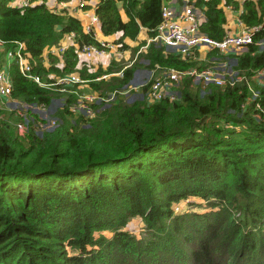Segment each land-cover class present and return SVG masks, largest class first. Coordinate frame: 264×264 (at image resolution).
<instances>
[{
  "label": "trees",
  "instance_id": "1",
  "mask_svg": "<svg viewBox=\"0 0 264 264\" xmlns=\"http://www.w3.org/2000/svg\"><path fill=\"white\" fill-rule=\"evenodd\" d=\"M10 1L0 0L3 43L23 41L31 71L43 79L75 71L86 79L79 90L106 94L128 84L136 68H200L220 55L208 50L199 64L150 41L129 65L77 66L78 47H101L92 30L44 0ZM163 1L97 0L93 10L100 31H120L114 42L127 47L122 38L135 39L141 27L154 33ZM220 1L194 0L203 13L199 29L212 38L224 32ZM263 15L264 0L242 1L240 20L259 27L244 50L229 54L239 80L221 86L186 75L171 100L146 101L145 86L129 96L115 90L91 103L89 117L70 109L73 92L37 85L11 60V97L44 104L56 124L36 133V114L28 111L32 121L18 133L12 120L22 118L0 111V264H264V117L255 108H264V84L252 77L264 65L257 43ZM70 31L76 45H66L61 58L48 53L44 64L42 48ZM186 198L201 208L174 211ZM134 217L142 223L138 235L124 229Z\"/></svg>",
  "mask_w": 264,
  "mask_h": 264
},
{
  "label": "built area",
  "instance_id": "2",
  "mask_svg": "<svg viewBox=\"0 0 264 264\" xmlns=\"http://www.w3.org/2000/svg\"><path fill=\"white\" fill-rule=\"evenodd\" d=\"M60 0H55L54 4L48 6L53 11H58L57 4ZM237 5L232 7L231 4L220 1L219 5L228 9H238V26L228 27L223 26V34L220 38H212L205 33L201 32L199 25L203 20V13L194 4V0H165L160 5V19L154 28V33L148 35L145 42L140 44L135 51L134 57L140 50H144L150 41H154L161 44L165 49H174L181 57L188 59L205 60V54L208 50L215 49L220 55L213 60L211 58V64L203 67L190 66L183 69H177L174 67H159L158 64H154L153 67L146 70L144 75H141V79H136V75L139 73L134 71L131 81L123 85L116 90V92L131 95L141 91L140 88L145 86L142 96L146 101H154L163 97H167L169 100L176 96V89L179 86L182 77L189 75L193 81H200L202 84L208 82L223 86L225 83L232 84L239 80L241 76L237 72V69L232 66L234 59L232 55H236L246 47L248 43L252 42L253 33L259 27V25H246L240 18L239 13L242 11V1L236 0ZM33 0H11L9 3L12 5L25 6L32 4ZM86 4V0H75V7L77 9H83ZM264 20V18H263ZM98 22L97 16L93 13L89 17V20L82 25L84 31L92 30V24ZM224 22V21H223ZM225 23V22H224ZM74 34L72 31L64 34L63 38L68 39V44H74ZM63 40V39H61ZM55 44L45 45L41 50V56L44 64L48 62L47 54L51 53L61 58V52L66 46L61 42ZM101 47L93 44H82L76 49L77 53L81 52L85 57L91 58L104 53V49L110 46L107 42L100 41ZM259 46H264V38L257 41ZM121 44L120 42L116 43ZM114 46V43H113ZM204 50L203 56L199 57V52ZM133 57V59H134ZM132 59V60H133ZM11 60H15L19 72L26 78L34 81L37 85L54 90L64 92L69 91L75 94V100L71 103L70 109L73 113H82L85 117L92 116L93 110L91 103L99 100L107 101L114 96V92L110 91L106 94H98L94 90H79L84 85L86 79L81 78L75 71H70L62 75L49 74V76L43 79L39 74L31 71L30 54L25 49L23 41H14L13 46H8L0 39V102L13 101L18 104L17 109H14L15 113L22 119L14 123L15 129L18 133H23L28 128V122L32 121L30 113L36 114L34 121L35 132L46 131L52 129L56 121L52 117L48 116L47 107L42 103H25L18 102L11 97V79L9 75V63ZM131 60L125 65H129ZM148 70V71H147ZM121 74V69L114 72H104L97 75L95 79L106 78L109 74ZM252 77L260 84H264V65L253 70ZM248 89L255 95L256 90L248 84ZM245 103V102H243ZM242 103V104H243ZM255 108L260 110L261 115L264 117V108H261L258 103H255ZM40 114H44L46 118L40 117ZM38 132V133H39Z\"/></svg>",
  "mask_w": 264,
  "mask_h": 264
},
{
  "label": "rangeland",
  "instance_id": "3",
  "mask_svg": "<svg viewBox=\"0 0 264 264\" xmlns=\"http://www.w3.org/2000/svg\"><path fill=\"white\" fill-rule=\"evenodd\" d=\"M96 1L95 0L94 1L93 0H89V3L90 4L88 5V7H93L92 3L94 4ZM75 17H79V14L76 13V16ZM92 31H93L94 36L96 38H104V39H108V40H111V39L115 40V38L119 37V34L118 35H115V33H117V32H113L111 34H103L100 31V29H99V23L98 22H95L94 24H92ZM140 35L141 34L139 32L137 38H135V39H129L127 37H123L122 38V41L128 44V46L126 48L124 46H121L120 44L117 45L116 43H114L115 45L113 46V45H111L113 43V40L108 41L109 42V45H111L110 46L111 47V51H110L111 54H110L109 58L110 57L117 56V55H123L124 54L125 56L127 55V58L130 57L129 60L132 61V59L134 57V54H135V52H134L133 56L131 57V55H132V48L134 49L136 47L135 45H137L140 42H142L140 40V37H139ZM109 48L107 47L106 49H104V52H107V50ZM244 49L245 48H243L242 50H244ZM94 58H95V56H92L89 59V58L85 57L81 52H78V59L79 60L83 59L85 61H89V60L93 61ZM120 59H122V58H120ZM109 61H110V59H109ZM197 61L199 62V64H204V62H203L204 60H198V58H197ZM94 62H95V64L100 65V62H97V61H94ZM122 63H123V61H122ZM91 66L94 69L97 65L94 66V64H91ZM92 67H90V69ZM136 70H138V69L136 68ZM145 72H146V70H139V71H137V73H139V74L136 75V79H141V77H142L141 75H144ZM82 86H84V85H82ZM82 86L80 88H82ZM53 99H54V100H52L53 103H58L59 102V99L58 98L57 99L53 98ZM17 107H18V104L16 105V103H14L11 100L0 102V111H4V113H6V114L10 113V111H12L14 109H17ZM39 116L40 117H43L44 116L46 118V116L44 114H40ZM0 117H2V113H0ZM47 117L49 118V115ZM16 121H18V120H16ZM16 121L14 119V120H12V123L14 124ZM38 132H39V130H37V133ZM193 200H195V198H186L184 200H181V201L173 204V206H172L173 207V210L174 211H181V210H186V209L199 210L201 207H199L198 205H193L191 203V202H193ZM196 204H203V201L197 199L196 200ZM141 226H142V223H141L140 219L138 217H134L131 220H129V222L126 224V226L124 227V229H127L128 231H130V232L135 233L136 235H138ZM105 235L108 236V233L105 232Z\"/></svg>",
  "mask_w": 264,
  "mask_h": 264
},
{
  "label": "crops",
  "instance_id": "4",
  "mask_svg": "<svg viewBox=\"0 0 264 264\" xmlns=\"http://www.w3.org/2000/svg\"><path fill=\"white\" fill-rule=\"evenodd\" d=\"M34 2L33 3H37V2H40L41 0H33ZM94 1V0H93ZM96 1V0H95ZM54 2H55V0H44V3H45V5L48 7V6H50V5H52V4H54ZM86 3H88L87 4V6L85 7L84 6V8L83 9H77L76 7H75V0H60L59 1V3L57 4V7H58V11L59 10H61V9H64V11H66L67 13H69V14H71V15H73V16H76V13H78L79 14V17H77L79 20H80V22H81V24L83 25L84 23H86L88 20H89V17L91 16V14H93L94 13V10H93V7H88V5L90 4L89 3V0H87L86 1ZM92 5H94L93 3H92ZM88 7V8H87ZM221 8H222V10H223V13H224V16H225V20H224V22H223V26L225 25V26H228V27H236L237 28V26H238V21H237V18H238V11H239V8L238 9H228V8H226V7H222L221 6ZM121 11V10H120ZM121 16H122V18H124V14H123V12L121 11ZM263 18H264V15H263ZM100 29V28H99ZM117 33H115V35H120V31H116ZM139 32H140V40L142 41V42H140V43H144L145 42V39H146V37L148 36V34H147V32H146V30H145V28L144 27H141L140 28V30H139ZM138 32V33H139ZM137 36H138V34H137ZM137 36H136V38H137ZM118 38V37H117ZM63 40H61V42H63V43H65L66 45H68V39H66V37H64V38H62ZM97 40H100V41H105V42H107V45H109V42L108 41H111V40H113V39H111V40H108V39H104V38H96ZM116 39V38H115ZM139 40V41H140ZM115 40H113V43H115L114 42ZM133 41V40H132ZM113 43L111 44V45H113ZM125 43V42H124ZM127 44V43H126ZM115 45V44H114ZM128 45V44H127ZM110 46V45H109ZM136 46V45H135ZM126 48V47H125ZM111 47L107 50V52H104V53H102V54H99V55H96L95 56V58H94V60L93 61H91V60H89V61H86L87 63H88V65H89V69H90V67H92L91 66V64H94V66H96V65H98V64H95V62L94 61H97V62H100V65L102 66V67H105L108 63H109V59L111 60V59H114V60H116V61H120V60H122L123 62H128L129 61V58H127V55L125 56L124 54L123 55H117V56H114V57H110L109 58V56H110V54H111ZM204 50H201L200 52H199V57H201V56H203V54H204ZM78 54V53H77ZM122 56V57H121ZM120 58H122V59H120ZM83 59H81V60H78V63H77V66H80V62L82 61ZM91 69H93V67L91 68ZM138 70H135V72H137V71H139V70H143V69H141V68H137Z\"/></svg>",
  "mask_w": 264,
  "mask_h": 264
}]
</instances>
